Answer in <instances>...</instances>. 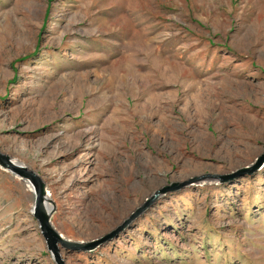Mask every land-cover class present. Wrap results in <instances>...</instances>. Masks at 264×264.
<instances>
[{
	"label": "rangeland",
	"instance_id": "1",
	"mask_svg": "<svg viewBox=\"0 0 264 264\" xmlns=\"http://www.w3.org/2000/svg\"><path fill=\"white\" fill-rule=\"evenodd\" d=\"M263 152L264 0H0V153L46 184L64 237ZM34 206L0 165V264H57ZM58 246L64 264H264V163Z\"/></svg>",
	"mask_w": 264,
	"mask_h": 264
},
{
	"label": "water",
	"instance_id": "2",
	"mask_svg": "<svg viewBox=\"0 0 264 264\" xmlns=\"http://www.w3.org/2000/svg\"><path fill=\"white\" fill-rule=\"evenodd\" d=\"M264 163V152L257 158L256 163L244 167H240L228 174H204L199 176L190 177L186 180L180 182H171L165 186L154 191L152 195L146 198V200L138 207L134 212H132L127 219H125L122 224L117 226L115 229L111 230L104 236L91 240L87 243L83 242H75L70 239L64 237L60 232H58L52 225L50 221L51 208L47 212L44 206V201L46 198L47 188L46 184L41 180V178L33 173L32 171H28L25 167L18 166L15 163H12L10 158L7 155L0 153V165L2 167L8 168L12 170L14 173L19 175L20 177L27 179L30 184L34 188L35 193V206H34V216L38 220L40 225L41 233L46 241L48 249L54 254L55 260L57 264H64L60 258L59 251L60 246L66 250L70 251H81V250H89L94 249L96 246L101 244L104 241L110 240L113 238L119 231L126 228L138 215L143 213L148 206H150L153 201L162 194L167 193L168 191H176L179 190L189 184H193L195 182H201L205 178L227 181L233 179L239 175H243L244 173H251L255 169H258L260 165ZM49 201V198H48Z\"/></svg>",
	"mask_w": 264,
	"mask_h": 264
},
{
	"label": "bare ground",
	"instance_id": "3",
	"mask_svg": "<svg viewBox=\"0 0 264 264\" xmlns=\"http://www.w3.org/2000/svg\"><path fill=\"white\" fill-rule=\"evenodd\" d=\"M28 187H29V190H30L31 186L28 185ZM49 196H50V193H49V192L46 193V198H45V201H44V206H45L47 212L50 210V205H49L48 202H47Z\"/></svg>",
	"mask_w": 264,
	"mask_h": 264
}]
</instances>
